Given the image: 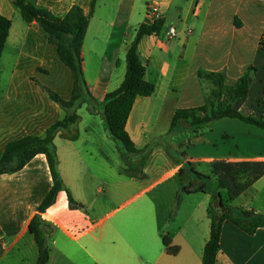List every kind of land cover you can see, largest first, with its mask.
<instances>
[{
    "label": "crops",
    "instance_id": "crops-1",
    "mask_svg": "<svg viewBox=\"0 0 264 264\" xmlns=\"http://www.w3.org/2000/svg\"><path fill=\"white\" fill-rule=\"evenodd\" d=\"M14 1L0 0V14L12 21L0 63L1 70L9 53L12 72L4 76L0 71V156L8 143L29 135L43 137L56 119L66 115L58 104L48 101L46 86L37 80L36 72L26 76L28 68L47 73L55 62H50L52 58L47 59V54L38 60L41 49H47L49 43L36 22L27 24L22 19ZM138 1H98L82 48L88 94L84 93L77 105L81 117L79 137L70 141L58 135L54 140L63 183L79 207L70 208L68 195L62 191L50 208L38 212L53 186L45 155L36 156L20 172L0 176V264L38 263L39 249L29 230L36 215H40L47 231L48 264H202L211 235L208 211L214 193L220 191L223 202L232 208L264 215V177L256 183L242 179V194L230 201L213 174L217 163L264 162V129L223 118L200 128L194 140L154 148L146 142L152 135L161 98L166 100L182 89L195 95L205 91L197 75L198 58L201 44L214 36L209 27L220 9L217 1L184 0L177 7L179 22L167 23L174 2L167 0L162 32L144 37L139 45L141 60L147 66L145 78L155 84L156 90L151 97L136 99L126 130L138 148L149 150L145 177L128 174L117 142L107 131L95 130V123L105 127L101 103L122 84L129 46L139 26L147 23L146 16L139 23L133 21ZM255 1L264 4V0ZM36 3L63 17L74 6H80L88 15L91 0ZM101 8L107 12L99 16ZM167 26L176 27L177 39L167 38ZM262 54L257 76L253 77L241 109L256 118H264V76L260 74L264 69V49ZM190 75L195 81L184 88ZM105 153L109 159H105ZM179 153L183 154L181 159L176 157ZM92 155L102 160L90 162ZM182 169L187 170V183L180 177ZM196 173L210 179L197 180ZM189 184H207L208 189L183 192V186ZM164 236L180 248L178 255H168ZM216 264H264V228L250 235L232 222H225Z\"/></svg>",
    "mask_w": 264,
    "mask_h": 264
},
{
    "label": "trees",
    "instance_id": "trees-1",
    "mask_svg": "<svg viewBox=\"0 0 264 264\" xmlns=\"http://www.w3.org/2000/svg\"><path fill=\"white\" fill-rule=\"evenodd\" d=\"M36 1L15 0L14 6L27 24L36 22L41 27L48 43L55 47L61 61L71 71L73 76L72 94L70 99L66 100L51 89L44 87L50 100L58 104L66 112V115L62 120L52 124L43 137L29 135L8 143L0 156V176L20 172L36 156L45 155L53 186L38 207V212L44 213L56 202L58 194L62 191H66L68 195L70 208L79 207L63 183L54 140L58 135L70 141H76L79 137L77 126L81 117L77 113V105H79L83 94H88L82 66V48L90 18L93 16L99 0H91L88 15L80 6H74L63 17L54 14L49 9L39 7ZM236 24L238 27L242 25L239 21ZM164 25L165 20L162 19L153 25L143 23L139 26L127 51L124 80L120 87L109 92L101 103L106 130L117 142L118 151L126 163V172L140 178L145 177L144 167L150 155L149 150L140 149L135 145L126 130V125L136 99L151 97L156 90L155 84L145 78L147 66L141 60L139 45L144 37L159 35ZM11 28L12 21L0 14V63ZM261 46L263 47L264 44ZM254 72H257V68L247 69L234 86H228L227 77L223 72L199 70L198 78L214 86V90L211 91L207 100L209 101L211 97L220 100L226 93L229 101L217 105L210 103L197 108L177 109L171 120L170 132L184 131L186 127L183 125L188 123H192L193 130L197 131L208 123L223 118L237 119L264 129V118L245 115L241 110L253 84ZM263 101L264 96L261 102L264 103ZM198 112H202L205 116L199 119ZM73 127H76L75 131H73ZM186 172V169L180 170L179 174L182 179L186 176ZM213 174L219 181V189L227 191L229 200L234 201L243 192L242 179L249 177L251 183H256L264 177V162L217 163L213 165ZM196 178L197 180L210 179L198 173H196ZM207 189V184L196 186L189 184L182 188L183 192H206ZM212 197L208 211L211 219V235L204 248L202 264H216L217 254L221 248L222 227L225 222H232L250 235L256 233L259 228H264V215L257 214L252 210L232 208L226 205L220 191L214 193ZM29 230L39 249L37 264H48L50 249L47 246V231L40 215H36L32 219ZM163 244L168 255L176 256L180 252V248L174 246L169 236L163 237Z\"/></svg>",
    "mask_w": 264,
    "mask_h": 264
},
{
    "label": "rangeland",
    "instance_id": "rangeland-1",
    "mask_svg": "<svg viewBox=\"0 0 264 264\" xmlns=\"http://www.w3.org/2000/svg\"><path fill=\"white\" fill-rule=\"evenodd\" d=\"M215 1L220 4V9L217 10L218 13L216 20H214L215 23L213 22L209 27L210 32L215 33L212 39H208L201 44L198 67L200 68L199 70L223 72L227 77V85L234 86L239 77L246 73L247 69L251 67H260V55L262 57V51L264 49V46H261L264 44V30L262 28L264 26V4L262 2L258 3L255 0ZM182 3H184V0H174L171 11L167 17V23L171 21L179 22L177 7L182 5ZM106 12V9L101 8L99 9L98 15L102 16L106 14ZM109 14H111V11ZM133 16L135 24L143 21L146 16V0H140L134 4ZM238 21L242 24L241 27L237 26L236 23ZM195 30L198 33V29L195 28ZM41 40L43 41V38H41ZM47 47V49H41L38 60L45 59L42 55L47 54V59L48 57L49 59L52 58L50 62H55V65L48 67L50 70L47 73L38 70L34 71L33 68H28L26 76L36 72V78L42 85L56 92L63 99L69 100L73 87L72 73L61 61L55 47H49V44ZM49 54H51V57ZM9 59L10 54L6 53L3 66L0 70L4 76H10L12 72L11 66L8 63ZM22 60L25 59L23 58ZM47 65L49 66V63H47ZM255 74L254 72L253 76H257ZM260 74L264 76V69L260 71ZM190 76L191 78L186 82L184 88L195 81L194 76ZM201 83V86L204 85L205 89L203 90L206 92H200L195 95L187 91L188 89H182L179 93H171L166 100L163 98L160 99L158 110L153 120L154 127H151L152 135L146 139L149 147L154 148V146H161L163 144L169 145L170 142L176 143L189 139L194 140L196 138L195 133H197L198 130H193L194 128L191 126L192 123L184 124L183 126L186 127L184 131L170 132L174 110L178 108H188L190 106H194L192 108H197L206 104L209 105L210 103L217 105L218 103H226L229 101L226 93H224L220 100L211 97L210 99L208 98V101L207 97L211 94V91L214 90V86L204 80H201ZM45 95L48 101L53 103L48 94L45 93ZM56 116L57 115H54V117ZM204 116L202 112H198L199 119ZM57 120L58 119H56V121ZM94 125L97 132L105 133V131H107L104 126H98V123ZM75 128L76 127H73V131H75ZM103 156L105 159L110 158V155H107V153ZM182 156V153L176 155L179 159H181ZM101 160L102 159L96 155L89 157L90 162L98 163ZM112 160L113 159H111V161ZM184 181H186V176L184 177ZM187 182L188 181H186V183Z\"/></svg>",
    "mask_w": 264,
    "mask_h": 264
},
{
    "label": "built area",
    "instance_id": "built-area-1",
    "mask_svg": "<svg viewBox=\"0 0 264 264\" xmlns=\"http://www.w3.org/2000/svg\"><path fill=\"white\" fill-rule=\"evenodd\" d=\"M166 1L167 0H150L148 2L146 6V17L148 25H153L158 21L164 19V9ZM166 34L169 40H175L179 36L178 30L174 26H168Z\"/></svg>",
    "mask_w": 264,
    "mask_h": 264
}]
</instances>
